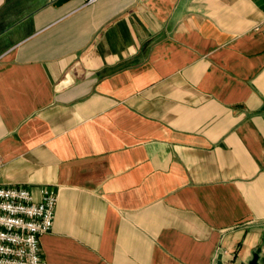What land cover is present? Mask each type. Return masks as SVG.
<instances>
[{
  "label": "crops",
  "instance_id": "crops-1",
  "mask_svg": "<svg viewBox=\"0 0 264 264\" xmlns=\"http://www.w3.org/2000/svg\"><path fill=\"white\" fill-rule=\"evenodd\" d=\"M0 185L51 264H264V0H0Z\"/></svg>",
  "mask_w": 264,
  "mask_h": 264
},
{
  "label": "built area",
  "instance_id": "built-area-1",
  "mask_svg": "<svg viewBox=\"0 0 264 264\" xmlns=\"http://www.w3.org/2000/svg\"><path fill=\"white\" fill-rule=\"evenodd\" d=\"M57 202L46 186L36 200L27 188L0 185V264H51L41 237L53 228Z\"/></svg>",
  "mask_w": 264,
  "mask_h": 264
},
{
  "label": "water",
  "instance_id": "water-1",
  "mask_svg": "<svg viewBox=\"0 0 264 264\" xmlns=\"http://www.w3.org/2000/svg\"><path fill=\"white\" fill-rule=\"evenodd\" d=\"M69 0H58V4H62L63 2H68ZM258 260H259V255L257 253H255L253 259L247 263V264H258ZM219 264H223L221 262V257L219 258ZM246 264V263H244Z\"/></svg>",
  "mask_w": 264,
  "mask_h": 264
}]
</instances>
